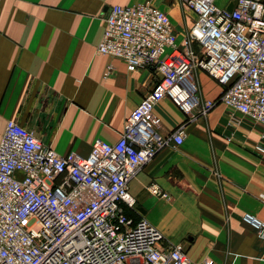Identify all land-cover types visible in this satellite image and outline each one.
I'll use <instances>...</instances> for the list:
<instances>
[{"label":"built area","instance_id":"2783aa9c","mask_svg":"<svg viewBox=\"0 0 264 264\" xmlns=\"http://www.w3.org/2000/svg\"><path fill=\"white\" fill-rule=\"evenodd\" d=\"M182 0L196 16L182 46L168 15L149 3L115 5L103 17L96 52L129 69H148L152 88L126 116L119 138H96L83 156L59 154L7 120L0 137V264H190L182 244L167 241L145 217H130V182L164 146L181 144L185 126L218 103L262 126L254 152L264 155V0ZM192 44L197 50L192 49ZM197 71L221 86L205 99ZM168 98L186 116L168 134L154 106ZM148 191L170 200L156 182ZM242 221L264 236V221Z\"/></svg>","mask_w":264,"mask_h":264},{"label":"crops","instance_id":"0c3cea01","mask_svg":"<svg viewBox=\"0 0 264 264\" xmlns=\"http://www.w3.org/2000/svg\"><path fill=\"white\" fill-rule=\"evenodd\" d=\"M143 3L168 15L182 46L196 18L182 0H0V137L13 120L59 154L85 156L96 138L115 142L153 75L96 47L110 7ZM202 73H195L200 95L217 98L221 86ZM153 112L161 134L186 118L166 97ZM261 132L252 118L218 102L130 182L134 217L182 244L190 264H264V236L241 219L251 213L264 221V155L253 150ZM150 182L171 199L152 195Z\"/></svg>","mask_w":264,"mask_h":264},{"label":"rangeland","instance_id":"374dc122","mask_svg":"<svg viewBox=\"0 0 264 264\" xmlns=\"http://www.w3.org/2000/svg\"><path fill=\"white\" fill-rule=\"evenodd\" d=\"M192 49L195 51V50H197V46L195 45V44H192ZM203 74V73H202ZM203 75H205V74H203ZM194 83L196 84V86H197V89L199 90V86H198V82H197V80H196V74L194 75ZM199 92V91H198Z\"/></svg>","mask_w":264,"mask_h":264},{"label":"water","instance_id":"95a60500","mask_svg":"<svg viewBox=\"0 0 264 264\" xmlns=\"http://www.w3.org/2000/svg\"><path fill=\"white\" fill-rule=\"evenodd\" d=\"M232 7H233V3H229L227 6H226V10L227 11H231L232 10Z\"/></svg>","mask_w":264,"mask_h":264},{"label":"trees","instance_id":"16d2710c","mask_svg":"<svg viewBox=\"0 0 264 264\" xmlns=\"http://www.w3.org/2000/svg\"><path fill=\"white\" fill-rule=\"evenodd\" d=\"M132 212H133L132 210H127V211H126V214H127L128 216H130V217H134V215H133Z\"/></svg>","mask_w":264,"mask_h":264}]
</instances>
